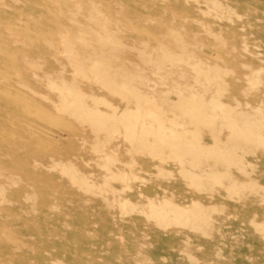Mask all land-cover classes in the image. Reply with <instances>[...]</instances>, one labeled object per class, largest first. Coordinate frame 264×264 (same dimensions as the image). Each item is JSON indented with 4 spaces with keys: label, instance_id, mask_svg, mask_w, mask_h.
Segmentation results:
<instances>
[{
    "label": "rangeland",
    "instance_id": "1",
    "mask_svg": "<svg viewBox=\"0 0 264 264\" xmlns=\"http://www.w3.org/2000/svg\"><path fill=\"white\" fill-rule=\"evenodd\" d=\"M0 264H264V0H0Z\"/></svg>",
    "mask_w": 264,
    "mask_h": 264
},
{
    "label": "bare ground",
    "instance_id": "2",
    "mask_svg": "<svg viewBox=\"0 0 264 264\" xmlns=\"http://www.w3.org/2000/svg\"><path fill=\"white\" fill-rule=\"evenodd\" d=\"M131 90H132V89H131ZM179 100H181V97H180ZM183 100H184V98H183ZM185 101H186V100H185ZM185 101L183 102V104H184V105L190 110V112L193 114V116H192V117H193V120H194V121H195V120H196V121H197V120H200V121H201V118H200V117H203V116H200V117H199V116H197V115H194V114H195V111H194V109H193L192 103H191V104H190V103H186ZM183 104H181V105H183ZM193 105H194V104H193ZM182 107H183V106H182ZM182 107H181V108H182ZM114 110H115V109H114ZM114 110H113V111H114ZM186 110H187V109H186ZM189 110H187V111H189ZM197 111H198V110H196V112H197ZM200 114H201V112H200ZM192 117H191V118H192ZM203 119H204V117H203ZM193 120H192V121H193ZM120 121H121V120H120ZM122 123H123V122H122ZM154 123H155V122H154ZM250 124H251V123H250ZM130 126H131V125H130ZM130 126H129V127H130ZM253 126H254V125H253ZM255 126H256V125H255ZM249 130H250V129H249ZM250 132H251V130H250ZM170 133H172V132H170ZM164 134H165V133H164ZM246 135H247V134H246ZM247 136H248V135H247ZM249 136H250V135H249ZM247 138H249V137H247ZM141 142H142V141H141ZM143 144H144V143H143ZM164 144H165V143H164ZM151 152H152V151H151ZM154 152H155V151H154ZM154 152H153V153H154ZM225 159H226V158H225ZM225 159H224V160H225ZM225 161L227 162V159H226ZM229 162H230V161H229ZM231 162H234V161H231ZM235 162H237V161H235ZM229 165H230V164H229ZM237 165H239V164L237 163ZM181 171H182V170H181ZM184 171H185V170H183V172H184ZM186 172H188V171H186ZM186 172H184V173H186ZM187 174H189V172L186 173V175H187ZM181 175H183V174H181ZM194 175H196V174H192L191 176H194ZM201 176H202V175H200V177H201ZM184 177H185V176H184ZM194 177H195V176H194ZM200 177H199V178H200ZM211 177H212V179H218V178H219V176L217 177L216 175L211 176ZM187 178H188V177H187ZM191 178H192V177H191ZM196 178H198V176H196ZM220 178H221V177H220ZM192 179H193V178H192ZM232 181H233V180H232ZM213 182H214V181H213ZM192 183H193V182H192ZM195 183H196V182H195ZM233 183H234V182H233ZM197 187H198V185H197ZM174 212H175V214L178 213L177 210H175Z\"/></svg>",
    "mask_w": 264,
    "mask_h": 264
}]
</instances>
